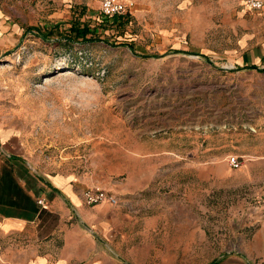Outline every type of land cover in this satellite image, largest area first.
I'll return each mask as SVG.
<instances>
[{"label": "rangeland", "instance_id": "obj_1", "mask_svg": "<svg viewBox=\"0 0 264 264\" xmlns=\"http://www.w3.org/2000/svg\"><path fill=\"white\" fill-rule=\"evenodd\" d=\"M122 1L135 4L125 24L106 22L98 0H8L21 29L0 36V113L34 132L35 156L148 173L115 264H264L246 255L261 244L242 213L253 198L264 215V9ZM73 22L97 40L65 39ZM12 244L29 243L0 251Z\"/></svg>", "mask_w": 264, "mask_h": 264}, {"label": "crops", "instance_id": "obj_2", "mask_svg": "<svg viewBox=\"0 0 264 264\" xmlns=\"http://www.w3.org/2000/svg\"><path fill=\"white\" fill-rule=\"evenodd\" d=\"M7 2L0 0V36L21 29L9 15L17 9ZM28 5L35 12L34 4ZM3 115L0 113V241L22 237L29 244L26 249L19 244L4 246L0 264H115L116 238L125 234L127 222L138 218L141 206L147 204L148 173L117 176L95 160L35 156L39 142L34 132L29 135L28 125L9 122ZM91 186L114 192L122 203L88 205L84 191ZM262 190L256 188L254 194L259 196ZM251 202L242 213L247 217L245 226L257 231L253 240L261 249L255 253L251 247L246 255L264 259V215L252 211Z\"/></svg>", "mask_w": 264, "mask_h": 264}, {"label": "built area", "instance_id": "obj_3", "mask_svg": "<svg viewBox=\"0 0 264 264\" xmlns=\"http://www.w3.org/2000/svg\"><path fill=\"white\" fill-rule=\"evenodd\" d=\"M100 5V12L103 19H112L120 15H127L134 10V2L122 0H98ZM245 4L249 9L261 10L264 8V0H245ZM230 164L234 167H240V160L237 156L230 159ZM84 200L88 205H97L101 203H110L112 205H119L122 203L121 199L112 191L99 187L91 186L84 191ZM43 205V200H39Z\"/></svg>", "mask_w": 264, "mask_h": 264}, {"label": "trees", "instance_id": "obj_4", "mask_svg": "<svg viewBox=\"0 0 264 264\" xmlns=\"http://www.w3.org/2000/svg\"><path fill=\"white\" fill-rule=\"evenodd\" d=\"M126 16H116L112 19H104L106 22L118 23V24H125L128 22V19L125 18ZM60 25L54 26L55 28H59ZM41 30V29H39ZM67 34L65 35V39L68 41L74 42L79 40L85 41H94L97 40V37L94 35V30L92 27L85 23L81 24L80 22H73L72 25L67 28ZM51 33V32H50ZM91 34L90 37H88ZM51 35V34H50ZM133 48L132 44L129 45ZM210 264H217L216 262Z\"/></svg>", "mask_w": 264, "mask_h": 264}]
</instances>
